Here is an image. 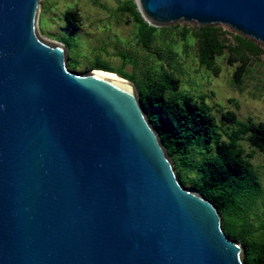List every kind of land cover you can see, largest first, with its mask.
<instances>
[{
  "label": "water",
  "instance_id": "obj_1",
  "mask_svg": "<svg viewBox=\"0 0 264 264\" xmlns=\"http://www.w3.org/2000/svg\"><path fill=\"white\" fill-rule=\"evenodd\" d=\"M155 27L221 24L264 47V0H135ZM41 0H0V264H245L187 188L135 84L71 70Z\"/></svg>",
  "mask_w": 264,
  "mask_h": 264
},
{
  "label": "rangeland",
  "instance_id": "obj_2",
  "mask_svg": "<svg viewBox=\"0 0 264 264\" xmlns=\"http://www.w3.org/2000/svg\"><path fill=\"white\" fill-rule=\"evenodd\" d=\"M129 0H41L38 30L42 37L55 42L66 40L67 61L71 70L85 73L96 64L110 66L117 75L119 70L134 74L138 80L164 79L174 76L179 79L177 95L192 94L196 98L206 95V101L214 108V114L221 122L222 112L232 110L243 121L264 122V47L259 54L248 53L246 73L242 83H235V72L243 59L224 49L216 57L219 72L207 69L199 61L198 43L194 30L199 25L183 20L158 27L150 49L144 47L138 32V23L122 6ZM135 1V0H134ZM77 10L78 17L69 20V12ZM227 32L224 35L234 44L231 34H237L229 27L214 24ZM68 47V46H67ZM121 77V76H120ZM130 81V80H129ZM132 82V81H131ZM225 138V137H224ZM246 154L254 152L251 179L256 186V197L247 213L245 233L257 232L264 219V152L254 150L249 143L241 142ZM197 148L186 158L171 157L179 179H184L187 188L201 176L199 165L206 155L214 152ZM182 158V159H180ZM186 162L181 165V161ZM227 230V229H226ZM243 246L245 253V245ZM243 253V256H244Z\"/></svg>",
  "mask_w": 264,
  "mask_h": 264
},
{
  "label": "trees",
  "instance_id": "obj_3",
  "mask_svg": "<svg viewBox=\"0 0 264 264\" xmlns=\"http://www.w3.org/2000/svg\"><path fill=\"white\" fill-rule=\"evenodd\" d=\"M122 10L135 18L141 42L150 49L154 33L159 28L142 17L134 0L127 1ZM72 17H78L77 10L69 12V20ZM224 35L227 32L214 25L195 28L199 61L217 74L216 57L228 49L234 56L243 59V64L234 75L235 83L240 84L247 71V54H259L262 50L255 42L239 34H231L233 45ZM60 41L70 50L68 41ZM94 69L114 72L110 66L102 63L96 64ZM118 73L135 84L148 118L157 129L170 157L186 158L197 148L211 152L212 145H215L214 152L206 155L200 163L201 176L192 189L198 190L218 207L226 234L244 243L245 264H264V219L258 226L257 232L261 233L257 236L254 231L245 233L243 230L257 189L251 179L254 152L246 154L241 145V142H247L254 150L264 152V122L243 121L232 110L222 112L221 122H218L214 108L206 101V95L196 98L192 94L181 96L171 93L179 89L177 77L138 80L134 74L123 70ZM185 164L182 160L181 165ZM181 181L186 184L184 179Z\"/></svg>",
  "mask_w": 264,
  "mask_h": 264
},
{
  "label": "bare ground",
  "instance_id": "obj_4",
  "mask_svg": "<svg viewBox=\"0 0 264 264\" xmlns=\"http://www.w3.org/2000/svg\"><path fill=\"white\" fill-rule=\"evenodd\" d=\"M103 72H105V71H103ZM106 73H109V74H116V73H113V72H107V71H106ZM116 76H117L118 78H122V77H120V76L117 75V74H116Z\"/></svg>",
  "mask_w": 264,
  "mask_h": 264
}]
</instances>
